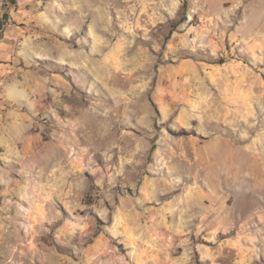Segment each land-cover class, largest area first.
I'll use <instances>...</instances> for the list:
<instances>
[{
  "label": "rangeland",
  "instance_id": "rangeland-1",
  "mask_svg": "<svg viewBox=\"0 0 264 264\" xmlns=\"http://www.w3.org/2000/svg\"><path fill=\"white\" fill-rule=\"evenodd\" d=\"M0 264H264V0H0Z\"/></svg>",
  "mask_w": 264,
  "mask_h": 264
},
{
  "label": "bare ground",
  "instance_id": "bare-ground-1",
  "mask_svg": "<svg viewBox=\"0 0 264 264\" xmlns=\"http://www.w3.org/2000/svg\"><path fill=\"white\" fill-rule=\"evenodd\" d=\"M61 65H63V64H65L63 61H61V63H60ZM108 65V64H107ZM153 193H154V188H153V191L151 192V194L150 195H152L153 196ZM149 196V195H148ZM147 197V196H146ZM156 199V198H155ZM189 202V201H188ZM39 211V210H38Z\"/></svg>",
  "mask_w": 264,
  "mask_h": 264
}]
</instances>
